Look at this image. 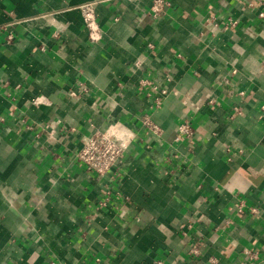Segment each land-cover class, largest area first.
<instances>
[{"label": "crops", "instance_id": "1", "mask_svg": "<svg viewBox=\"0 0 264 264\" xmlns=\"http://www.w3.org/2000/svg\"><path fill=\"white\" fill-rule=\"evenodd\" d=\"M88 1L0 0V264H264V0H97V42ZM111 123L101 176L76 152Z\"/></svg>", "mask_w": 264, "mask_h": 264}, {"label": "built area", "instance_id": "2", "mask_svg": "<svg viewBox=\"0 0 264 264\" xmlns=\"http://www.w3.org/2000/svg\"><path fill=\"white\" fill-rule=\"evenodd\" d=\"M97 0H90L81 4L82 19L85 27L88 30V35L91 41L97 42L102 38L103 30L98 20L96 11ZM171 5L170 0H152V5L148 14L153 18L162 17L167 8ZM261 17H264V11L260 13ZM18 22H21L19 20ZM230 24L234 26L235 21H231ZM58 36V32L55 33ZM10 39L13 37L9 36ZM45 48V45H43ZM141 84L150 86L149 95H154L153 107L158 109L162 106L168 89L157 84H153L148 79H142ZM70 95L78 97L79 94L71 92ZM34 103H39L40 98H36ZM154 109V110H155ZM239 111L238 108H235ZM264 109V106H263ZM153 110V111H154ZM3 118H0V124ZM144 127L155 136L156 139L161 140L164 134V129L152 118V113H146L143 116ZM194 135V127L192 123L186 119L183 120L177 126L176 141L181 140L183 137H192ZM136 134L129 127L120 123H111L103 129H94L89 135L82 137L81 148L76 152L78 161L85 164L88 169L96 172L97 174L104 176L109 173L113 168H118L121 164V159L125 151L132 144ZM113 188L107 191V197L100 202L102 205H106L111 198ZM256 211V209H253ZM238 211H241L239 208ZM229 223V221H227ZM192 252L196 253L197 249H193ZM250 258H258L256 252H249ZM214 262L215 259H212ZM163 264V263H160Z\"/></svg>", "mask_w": 264, "mask_h": 264}]
</instances>
